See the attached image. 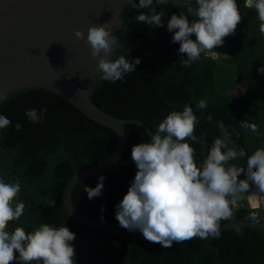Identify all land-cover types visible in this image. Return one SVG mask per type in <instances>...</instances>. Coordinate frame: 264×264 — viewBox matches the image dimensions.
I'll return each instance as SVG.
<instances>
[{"label": "trees", "instance_id": "1", "mask_svg": "<svg viewBox=\"0 0 264 264\" xmlns=\"http://www.w3.org/2000/svg\"><path fill=\"white\" fill-rule=\"evenodd\" d=\"M236 2L241 17L248 20L242 28L247 30L246 35L224 38L230 43L228 57H213L205 52L189 67L179 62L186 57L178 52L179 44L171 42L173 33L167 31V22L173 14L187 15V8L195 7V0H167V6L153 0L152 7L165 13L162 27L136 20L140 12L147 13L149 9L137 11L126 6L119 44L111 58L123 55L130 61L139 58L140 63L136 71L125 74L123 81H104L97 75L90 91L91 102L113 118L143 123L152 133L171 111H182L188 104L198 119L195 135L204 137L207 148L214 138L220 137L217 121H223L237 150L243 148L251 155L258 148L248 145V129L241 128L239 123L244 120L264 125V74L257 71L264 66V34L259 31L255 9L246 8L244 0ZM217 50L218 47L214 49ZM240 85L246 92L237 96L235 91ZM7 97L0 102V115L11 121L8 127L0 129V179L9 183L14 174L15 182L21 185L17 199L25 205L24 214L9 222V231L23 227L30 233L41 224L64 225L75 234L74 241L70 242L75 248V264H264V237L253 229H229L222 231L219 238L197 237L164 248L149 241L128 243L73 221L63 206L65 186L74 175L114 152L116 133L44 89H23ZM200 100L207 101L206 108L196 107ZM31 108L46 110L39 122L33 123L26 117V110ZM209 115L211 122L206 119ZM17 123L22 125L18 131ZM124 130L126 145L121 158L105 173L79 183L72 193L77 211L117 226L116 205L127 193L137 171L131 160V148L150 142L147 133L136 124H125ZM189 143L195 149L194 159L199 166L207 148L198 141ZM246 159L236 163L246 167ZM100 176L105 177L102 193L89 200L85 186L96 187ZM238 179H245L244 173ZM248 195L241 193L232 209V219L222 220L221 224L251 221ZM50 201H55L51 207ZM256 221L264 227V219L259 216Z\"/></svg>", "mask_w": 264, "mask_h": 264}, {"label": "clouds", "instance_id": "2", "mask_svg": "<svg viewBox=\"0 0 264 264\" xmlns=\"http://www.w3.org/2000/svg\"><path fill=\"white\" fill-rule=\"evenodd\" d=\"M156 3L167 6V0H156ZM123 4L137 11L149 9L136 16L138 22L163 26L165 13L152 7L153 0H123ZM244 6L255 9L260 21L259 31L264 34V0H244ZM187 13L173 14L167 22V31L173 33L171 42L178 43V52L186 57L179 61L184 67L199 60L205 52L218 57L220 54L214 49L223 45L225 37L234 35L237 27H242L238 26L241 14L236 0H195V7L189 6ZM190 16L195 19L189 21ZM74 36L78 40L85 39L80 31H75ZM86 43L92 58L100 57L96 75L101 80L123 81L125 74L136 71L140 63L139 58L130 61L123 55L114 60L104 58L113 51L112 46L119 43L103 25L88 28ZM257 71L264 72V67ZM7 98L0 95V102ZM196 107L206 108L207 101H198ZM44 111L31 108L25 115L36 123ZM206 119L211 122V115ZM197 123L192 107L185 104L182 111H171L158 124L155 133L149 131L150 142L131 148V160L137 171L127 193L116 205L115 219L121 228L139 231L144 239L164 248L197 237L219 238L220 222L232 219V209L241 193H250V198L264 194V148L251 155L243 148L237 150L223 121H217L220 137L214 138L207 148L204 137L195 135ZM10 124L6 116L0 115V129ZM239 124L243 129L257 131V125L248 121L242 120ZM21 127L19 123L15 125L17 131ZM197 141L207 148L199 166L194 159L195 149L189 143ZM245 157L246 167L238 166L236 161ZM241 173L245 179H238ZM104 179L100 176L94 188L85 186L89 200L101 195ZM20 190L18 181L6 183L0 179V264L14 261L17 264H75V248L70 243L75 234L64 225L41 224L30 233L23 227L8 230L9 222L24 214L25 205L17 199ZM54 203L50 201L49 207ZM249 219L256 221L257 215L253 213ZM237 232L242 234L239 229Z\"/></svg>", "mask_w": 264, "mask_h": 264}, {"label": "water", "instance_id": "3", "mask_svg": "<svg viewBox=\"0 0 264 264\" xmlns=\"http://www.w3.org/2000/svg\"><path fill=\"white\" fill-rule=\"evenodd\" d=\"M126 8L123 0H0V95L9 96L30 88L44 89L116 133L114 152L68 181L63 206L73 221L96 233L110 234L128 243H143L147 240L141 233L134 235L115 224L85 215L72 203L73 190L79 183L105 173L121 158L126 145L125 124L138 125L151 138L150 130L143 123L113 118L89 98L100 57L93 59L91 56L86 43L87 30L91 26L103 25L119 43ZM247 22L241 17L238 26L243 27ZM75 31L84 33L85 39H76ZM117 46L113 45V51L104 58L110 59ZM11 182H15L14 174ZM247 202L251 214L264 219L259 196L250 198L248 195ZM235 228L253 229L264 237V227L258 221H230L221 224L220 231Z\"/></svg>", "mask_w": 264, "mask_h": 264}, {"label": "rangeland", "instance_id": "4", "mask_svg": "<svg viewBox=\"0 0 264 264\" xmlns=\"http://www.w3.org/2000/svg\"><path fill=\"white\" fill-rule=\"evenodd\" d=\"M245 28V27H242ZM247 31V30H246ZM246 31H242V30H237L238 33H242V35H246ZM229 50L230 49V43L227 41L223 42L222 46H218V54H220L219 56L222 58L228 57L229 55ZM246 89L240 85L237 87L235 94L237 96H241L243 94H245ZM246 141L248 143L249 146L251 147H255V148H264V125H259L257 126V131L256 132H252L250 130H248L247 134H246ZM259 199V205L260 209L262 210L264 208V194H261ZM235 207V206H234Z\"/></svg>", "mask_w": 264, "mask_h": 264}, {"label": "crops", "instance_id": "5", "mask_svg": "<svg viewBox=\"0 0 264 264\" xmlns=\"http://www.w3.org/2000/svg\"><path fill=\"white\" fill-rule=\"evenodd\" d=\"M238 29H239V30H242L243 32L245 31L244 29H242V27H237V28L235 29V34H242V33H238V32H237Z\"/></svg>", "mask_w": 264, "mask_h": 264}]
</instances>
